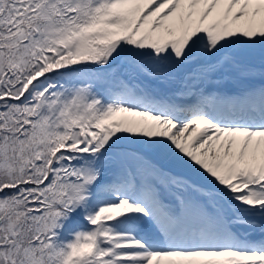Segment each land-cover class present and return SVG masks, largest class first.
Masks as SVG:
<instances>
[{
    "label": "snow or ice",
    "instance_id": "snow-or-ice-1",
    "mask_svg": "<svg viewBox=\"0 0 264 264\" xmlns=\"http://www.w3.org/2000/svg\"><path fill=\"white\" fill-rule=\"evenodd\" d=\"M0 264H264V0H0Z\"/></svg>",
    "mask_w": 264,
    "mask_h": 264
}]
</instances>
